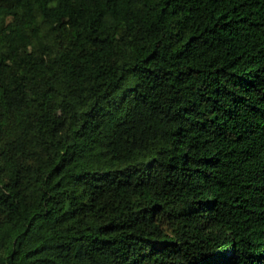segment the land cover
Instances as JSON below:
<instances>
[{"label":"trees","instance_id":"obj_1","mask_svg":"<svg viewBox=\"0 0 264 264\" xmlns=\"http://www.w3.org/2000/svg\"><path fill=\"white\" fill-rule=\"evenodd\" d=\"M0 264H264V0H0Z\"/></svg>","mask_w":264,"mask_h":264}]
</instances>
